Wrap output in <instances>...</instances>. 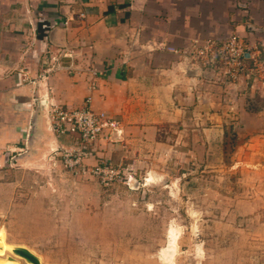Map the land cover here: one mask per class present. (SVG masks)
I'll return each instance as SVG.
<instances>
[{"label":"rangeland","instance_id":"rangeland-1","mask_svg":"<svg viewBox=\"0 0 264 264\" xmlns=\"http://www.w3.org/2000/svg\"><path fill=\"white\" fill-rule=\"evenodd\" d=\"M42 116L31 146L1 136L5 244L41 264H264V141L251 142L235 118L208 135L192 122L150 133L119 126L86 157H66L72 137ZM7 257L29 264L7 252L0 260Z\"/></svg>","mask_w":264,"mask_h":264},{"label":"crops","instance_id":"crops-1","mask_svg":"<svg viewBox=\"0 0 264 264\" xmlns=\"http://www.w3.org/2000/svg\"><path fill=\"white\" fill-rule=\"evenodd\" d=\"M233 34L245 45V63L263 66L264 0H0V144L8 137L23 148L40 97L81 106L91 72L92 108L124 133L177 121L208 135L235 118L251 142L264 141L262 74L231 80L199 70L189 55L194 40ZM57 48L73 56L50 70Z\"/></svg>","mask_w":264,"mask_h":264},{"label":"built area","instance_id":"built-area-1","mask_svg":"<svg viewBox=\"0 0 264 264\" xmlns=\"http://www.w3.org/2000/svg\"><path fill=\"white\" fill-rule=\"evenodd\" d=\"M247 52L245 45L236 34L229 36L221 42L194 40L189 52L190 58L197 65L199 70L207 69L218 71L224 77L235 80L238 76L253 73L262 74L264 82V65L255 63L249 66L245 63L244 54ZM63 58H72L71 53H66L63 48H57L49 56L50 70L58 69ZM49 71V70H48ZM40 76L42 80L46 74ZM45 75V76H44ZM95 72H91L88 80V94L84 98L81 106L73 110L63 109L48 101L46 117L49 118L48 127L57 134H66L72 137V149L66 157L73 152L80 153L83 157L99 142H110L112 137L117 136L119 123L103 111H95L92 108V92L96 90ZM115 133V135H113ZM93 146V147H92ZM66 152V151H65ZM81 156L76 155L74 165L79 164ZM82 172H85L82 168ZM112 173V171H110Z\"/></svg>","mask_w":264,"mask_h":264},{"label":"water","instance_id":"water-1","mask_svg":"<svg viewBox=\"0 0 264 264\" xmlns=\"http://www.w3.org/2000/svg\"><path fill=\"white\" fill-rule=\"evenodd\" d=\"M39 86V85H38ZM38 99V98H37ZM36 106L34 108L33 114L31 116L30 120V127L29 132L26 137V142L28 146H31L36 140L37 135L40 131L39 128V120L42 116V113L44 114V117H46V109L48 105V101L46 99V96L44 98H41L36 100ZM13 253L21 258H23L27 263L29 264H41L39 259L33 255L31 252H29L27 249L23 247H18L13 250Z\"/></svg>","mask_w":264,"mask_h":264},{"label":"bare ground","instance_id":"bare-ground-1","mask_svg":"<svg viewBox=\"0 0 264 264\" xmlns=\"http://www.w3.org/2000/svg\"><path fill=\"white\" fill-rule=\"evenodd\" d=\"M176 233L171 230L169 233V246L168 249L163 253L164 258L167 261H172V257H173V253L175 251V240H176ZM19 246H12V245H7L3 242V238L0 237V255H2L3 253L7 252L9 254H14L13 250L15 248H18ZM21 248V247H20ZM166 261V262H167ZM0 264H16L15 261L11 258V257H7L6 259H3V261L0 260Z\"/></svg>","mask_w":264,"mask_h":264},{"label":"trees","instance_id":"trees-1","mask_svg":"<svg viewBox=\"0 0 264 264\" xmlns=\"http://www.w3.org/2000/svg\"><path fill=\"white\" fill-rule=\"evenodd\" d=\"M46 30V29H45ZM37 37L42 38L45 36V31L42 29H39L38 33L36 34Z\"/></svg>","mask_w":264,"mask_h":264}]
</instances>
